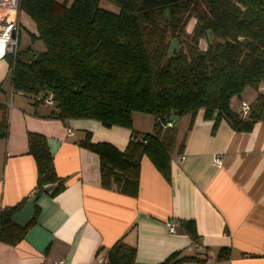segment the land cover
<instances>
[{"label": "trees", "instance_id": "16d2710c", "mask_svg": "<svg viewBox=\"0 0 264 264\" xmlns=\"http://www.w3.org/2000/svg\"><path fill=\"white\" fill-rule=\"evenodd\" d=\"M99 1L72 0L67 5L58 0H20V12L37 31L30 34L31 40H39L43 50L28 46L6 61L13 91L30 97L34 105L51 97L48 117L93 119L105 127L127 128H132L134 113L155 117L153 133L132 131L122 151L107 142L93 143L90 133L78 142L97 155L103 188L115 186L118 192L135 197L143 156L169 179L176 131L162 124L170 116L194 117L203 110V118L213 120L211 133L221 120L232 130L245 132L264 120L263 94L249 104L244 117L230 106L232 97H240L246 88L256 89L264 80V0H107L117 6V12L101 8ZM191 17L196 22L186 34ZM207 30L212 39L203 50L198 44ZM172 39L179 42L180 50L169 58ZM7 110L0 102V139L8 133ZM26 141L36 168L33 194L13 206L0 207V242L11 246L36 223V200L44 194L43 186L56 184L47 194L51 197L64 188L46 138L28 132ZM32 198H36L34 214L28 224L12 223L11 216ZM179 224L197 240L193 220ZM229 251L220 248L217 261L227 260ZM134 258L135 248L119 239L107 253V264H134ZM188 261L206 262L175 252L160 264Z\"/></svg>", "mask_w": 264, "mask_h": 264}, {"label": "crops", "instance_id": "0c3cea01", "mask_svg": "<svg viewBox=\"0 0 264 264\" xmlns=\"http://www.w3.org/2000/svg\"><path fill=\"white\" fill-rule=\"evenodd\" d=\"M26 23L37 35L33 21ZM35 41L33 50H43V45L33 47ZM258 94L264 95V80L234 103L231 98L230 106L238 112L235 105L250 104ZM0 102L8 108V133L0 139V207L33 194L36 168L27 150L28 132L46 138L64 184L52 197H37L36 223L21 241L14 246L0 242V264H107V253L119 239L135 248L134 264H160L175 252L206 260L181 264H264V120L246 132L221 120L211 133L213 120H205L203 110L177 117L169 179L143 156L138 193L130 197L115 186H101L97 155L78 142L90 133L93 143L107 142L122 151L132 131L153 133V115L134 113L132 128L48 117L50 104L34 105L13 91L6 59L0 60ZM215 155L222 157L220 166L213 164ZM181 220H193L196 241ZM222 247L229 248V258L217 261Z\"/></svg>", "mask_w": 264, "mask_h": 264}, {"label": "built area", "instance_id": "2783aa9c", "mask_svg": "<svg viewBox=\"0 0 264 264\" xmlns=\"http://www.w3.org/2000/svg\"><path fill=\"white\" fill-rule=\"evenodd\" d=\"M20 0H0V60L6 59L8 56L14 57L18 51L19 44V32H20ZM40 99V96L37 97ZM44 102L51 104V97L48 96L44 99ZM249 111V104L242 101L238 105V113L244 117ZM163 127H172L173 120H166ZM135 139H139L146 142L142 137L136 136ZM222 163V157L215 155L213 157V164L220 166ZM174 224L169 225V231L174 232ZM55 264H65L64 261H58Z\"/></svg>", "mask_w": 264, "mask_h": 264}, {"label": "water", "instance_id": "95a60500", "mask_svg": "<svg viewBox=\"0 0 264 264\" xmlns=\"http://www.w3.org/2000/svg\"><path fill=\"white\" fill-rule=\"evenodd\" d=\"M165 15H169L168 11L164 12ZM206 39L208 42H211V34L210 31H206ZM239 40L242 38L239 37ZM247 42H250V40H246ZM180 50L179 42L176 39H172L170 41L169 47L167 49V57L171 58L175 54H177ZM170 119L175 121L177 119V116H170ZM56 187V184H47L43 186L44 193L48 194ZM36 198H32L30 201H28L19 211L14 213L11 216V221L15 225L19 227H25L28 222L31 220L33 214H34V202Z\"/></svg>", "mask_w": 264, "mask_h": 264}, {"label": "rangeland", "instance_id": "374dc122", "mask_svg": "<svg viewBox=\"0 0 264 264\" xmlns=\"http://www.w3.org/2000/svg\"><path fill=\"white\" fill-rule=\"evenodd\" d=\"M61 2H65L67 5H70L72 0H61ZM99 6L103 9H106V10H110V11H113V12H116L118 10L117 6H115L114 4H111L110 2H108L107 0H100L99 1ZM26 21H30V19L25 16V15H21V27H20V32H19V35H20V38H19V46H18V49L22 48L25 49L26 47L32 45L31 43V35L27 29V23ZM195 22H196V19L195 17H191L185 27V33L186 34H190L194 25H195ZM41 42H38V41H35L33 43V47L36 49L38 47H42V44H40ZM199 47H206V36L202 39L199 40ZM201 45V46H200ZM32 48V47H31ZM33 49V48H32ZM40 50V49H39ZM233 99V103H234V99L235 97H232ZM231 103V102H230ZM235 107L237 108V111H238V106L235 105Z\"/></svg>", "mask_w": 264, "mask_h": 264}]
</instances>
